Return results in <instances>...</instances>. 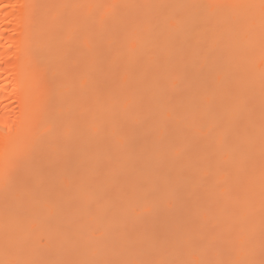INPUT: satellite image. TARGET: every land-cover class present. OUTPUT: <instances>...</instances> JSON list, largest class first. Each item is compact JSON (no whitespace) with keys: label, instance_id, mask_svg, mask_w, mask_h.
Listing matches in <instances>:
<instances>
[{"label":"bare ground","instance_id":"obj_1","mask_svg":"<svg viewBox=\"0 0 264 264\" xmlns=\"http://www.w3.org/2000/svg\"><path fill=\"white\" fill-rule=\"evenodd\" d=\"M263 208L264 0H0V264H263Z\"/></svg>","mask_w":264,"mask_h":264},{"label":"rangeland","instance_id":"obj_2","mask_svg":"<svg viewBox=\"0 0 264 264\" xmlns=\"http://www.w3.org/2000/svg\"><path fill=\"white\" fill-rule=\"evenodd\" d=\"M264 209V208H263ZM263 232H264V222L259 226V228H258V234L256 235V236H254V238L255 237H257V236H262V234H263ZM260 238H257V240L256 241H258ZM258 264H262L261 262H259ZM264 264V263H263Z\"/></svg>","mask_w":264,"mask_h":264}]
</instances>
